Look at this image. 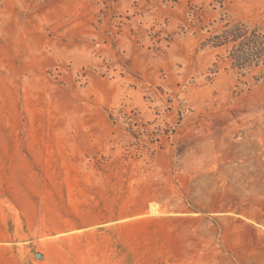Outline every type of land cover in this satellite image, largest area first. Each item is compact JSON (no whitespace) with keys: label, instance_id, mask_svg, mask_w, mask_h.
<instances>
[{"label":"rangeland","instance_id":"374dc122","mask_svg":"<svg viewBox=\"0 0 264 264\" xmlns=\"http://www.w3.org/2000/svg\"><path fill=\"white\" fill-rule=\"evenodd\" d=\"M264 0H0V264H264Z\"/></svg>","mask_w":264,"mask_h":264},{"label":"trees","instance_id":"16d2710c","mask_svg":"<svg viewBox=\"0 0 264 264\" xmlns=\"http://www.w3.org/2000/svg\"><path fill=\"white\" fill-rule=\"evenodd\" d=\"M211 37L207 42L210 46L232 44L229 56L234 65L243 67L264 58V32L248 28L243 21H237Z\"/></svg>","mask_w":264,"mask_h":264}]
</instances>
